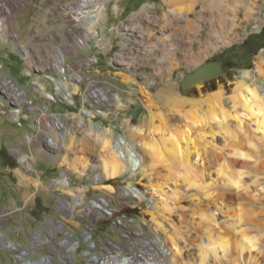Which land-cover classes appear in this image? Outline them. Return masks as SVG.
<instances>
[{
	"label": "rangeland",
	"instance_id": "obj_1",
	"mask_svg": "<svg viewBox=\"0 0 264 264\" xmlns=\"http://www.w3.org/2000/svg\"><path fill=\"white\" fill-rule=\"evenodd\" d=\"M83 1L0 0V6H4V9L0 7L4 33L0 51L8 54L7 58H1L4 65H0V100L6 104L7 112L14 109L11 96L19 102L30 100L32 106L29 119L22 125L12 123L8 113H0V233L6 236L3 243L13 241L25 249L30 247L35 231L41 228L45 218L53 217L63 221L65 228L71 227L70 241L81 239L86 225L96 227L90 232L95 246L82 241L71 252L79 259L74 264H94L85 255L86 251L92 256L103 255V241L98 240L102 232H107L122 249L100 264H172L168 250L172 245L171 236L180 251L174 255L175 264H264V123L258 128L254 116L246 114L240 106L233 109L227 103L229 116L224 123L234 129L239 119L242 130L238 140L248 156L235 153V139L217 122L197 126L193 141H198L196 133H203L205 152L196 163L195 183L184 179L180 166H166L169 164L166 154L155 165H148V156L137 144L139 137L131 132L136 125L149 128L147 95L169 123L179 127L184 123L183 117L167 104L166 96L199 99L220 89L229 94L239 78L264 88V78L244 77L246 70L253 73L256 56H264V0H253L251 16L244 6H235L237 3L232 2L227 8L226 22H213L216 30H224L223 36L227 33L231 41L216 48L205 44L209 41L210 21H202L200 32L196 29L198 36L203 37L202 44L198 46L194 40V48L188 54L182 50L185 40L182 20L178 26L171 13L164 14L158 9L154 14L157 26H166L169 18L175 27L174 40H171L174 51L170 59L163 61L153 51L145 50L150 49L148 32L152 25L143 12L145 4L161 6V0H107L105 13L96 22L94 31L88 28L83 11L92 10L95 5H78ZM216 14L222 15V12ZM191 19L196 20L197 14L191 15ZM135 25L144 32V38L136 36ZM72 33L77 40L88 36L87 43L77 45L79 42ZM57 50L63 52L64 58L54 65ZM216 60L225 63L228 71L223 81H206L187 90L181 88L180 81L186 73ZM74 85L78 86L76 93ZM103 91L106 105L95 102V94ZM102 106L109 113L106 120L87 115L89 108L97 110ZM190 107L186 104L182 110ZM58 130L64 136L57 139ZM69 131L76 136L71 149H67ZM107 136L112 141L126 140L138 151L142 158L137 162L135 174L128 170L132 166L129 163L115 177H95L100 170L94 167L103 155L100 138ZM81 147L93 167L90 165L83 175L71 169L77 183L51 189L47 185L50 178L58 176L62 169H70L68 163L80 153ZM63 155L65 161H61ZM217 157L239 160L243 172L239 184H232L219 172ZM192 158L197 159L194 154ZM141 167L157 183L156 196L148 190L149 176ZM28 178H38L40 184ZM101 178L104 181L96 187H86L87 181ZM105 184L114 186L115 191L104 188ZM129 185L143 192L144 198L139 201L131 192H125V186L129 190ZM57 197L71 204L69 210L63 206L65 214ZM101 198L118 209L114 215L127 214L135 219L126 238L124 233H119L120 228L107 230L111 219H105L101 208L104 205L99 203ZM154 201L157 206L152 205ZM131 210H135L134 214L127 212ZM43 226L52 230L53 238L46 246L31 249L27 260L35 261L57 247L58 233L52 223ZM45 229L41 231L42 238H45ZM242 233L254 237L256 245L238 251L234 240L241 238ZM219 236L229 243L214 248L211 242ZM15 251L0 245V264H22L23 259ZM149 251L158 254L156 262L150 258ZM54 253L62 256L63 250L55 248ZM57 261L60 262L55 258L54 262Z\"/></svg>",
	"mask_w": 264,
	"mask_h": 264
},
{
	"label": "bare ground",
	"instance_id": "obj_2",
	"mask_svg": "<svg viewBox=\"0 0 264 264\" xmlns=\"http://www.w3.org/2000/svg\"><path fill=\"white\" fill-rule=\"evenodd\" d=\"M105 1L107 0H84L82 3H78V5L82 7L84 6L86 7L89 4L95 5V7L92 10L83 11L84 15L88 18L87 26L91 31H94V26L96 22L105 13ZM161 1L163 3L161 6H156V5L153 6L154 4L153 5L145 4L143 6V12L146 15L145 17H147L150 20L149 23L152 25L150 26V32H148L151 39V45L149 47L150 49L149 50L145 49V50L153 51L155 54H157L159 56L158 59L159 61L170 59L171 52L174 51V44L171 42V40H174L173 35L175 34V31L173 29L175 27L170 24L171 19L169 18L167 19L168 24L166 26H161V27L157 26L158 19L157 16H155L154 14L158 9H162V11H164L163 12L164 14L167 12L171 13L173 15V18L175 19L174 24L176 25H178L179 20H182V31L184 30L182 33L185 38V40H183L184 43L182 45V48L184 47V49L182 50L185 51L187 54L193 50L194 40H196L197 42L196 44L198 46L202 44L203 37H201V35L198 36V30L200 32L201 22L205 20L210 21V23L208 24L209 41L205 43L203 39V42L205 44L207 45L209 44V46L216 48L220 44L221 45L227 44L231 41L230 36H228L227 33L223 36L224 30H222L221 28H220L221 31L216 30L217 28L213 24V22L214 21L219 23L226 22L227 18H229L227 11L229 9L227 8L228 6L231 5L232 2L237 3L235 6H240V5L244 6V9L249 16H251L254 13L253 0H161ZM0 7L4 9L3 5H1ZM220 12H222V15L216 14ZM148 13H152V14L148 15ZM194 14H197L196 20L191 19V15ZM85 25L82 27L85 28ZM133 29L134 30L136 29V36L144 38V32L138 28V25L133 26ZM196 29L198 30L196 31ZM3 34H4L3 22L2 20H0V38H3ZM89 34H91V32ZM87 39L88 36L87 37L82 36L81 41H78L79 43L77 45H80L82 43L83 44L87 43ZM58 53L59 56L55 55L58 58L54 60L55 61L54 65L57 62L61 63L60 62L61 59L64 58L63 57L64 55L61 51H59ZM244 77H250L252 79L264 78V56L262 55L256 56L255 68L253 70V73L250 72L249 70H246L244 73ZM76 78L80 79L79 77ZM205 81L207 80L200 81L199 83L194 85H189L187 86L186 90ZM190 82L191 81H188L187 84H190ZM66 84L68 85L69 82L67 81ZM73 87H74V93H76L78 86L74 85ZM102 98L103 99L105 98L104 94H102ZM166 101L167 104H170L173 107L175 113L183 117V122H184L183 124H181L179 127L172 126L169 123L168 118L161 111H158L157 105L155 101L151 98V96L147 95L146 106L148 108V113H149L148 114L149 128L148 130H146V128L143 125H136L131 129V132L135 137H139V139L137 140V144L139 145L140 149H142L145 152V154L148 156L149 158L148 165L151 166L155 165L156 162L158 163L159 161L163 160L166 154L169 162V164H167L166 166H170V167H173L174 165L180 166L184 173V179H186L187 182L190 183H195L197 180L196 171L198 166L196 163L198 162L199 159H201V155L205 152L201 140L204 136L203 133L197 131L199 133H196L195 136H197L198 141L197 143L193 141V139H195L193 138V132H195L197 126L203 124V122H209V123H212L211 121L217 122L219 126L225 127L224 128L225 131L228 132L235 139L233 144V147L236 151L235 153L243 154V156L244 155L248 156L249 155L248 151H246L243 148V146L239 144V140H238L240 138L239 136L240 130H242V126L239 123V119L237 121L238 125L234 129H231L228 123H224V120H227L229 116L227 103H231L232 104L231 107L233 109L236 108V106H240L245 111L246 114L250 116H254L258 128L263 126L264 123V88L255 85L253 82L252 83L247 82L243 78H239L235 82L234 87L232 88V91L229 94L225 93L222 89L208 92L199 99L182 98L173 94L171 96H166ZM120 104L122 105L121 102ZM120 104H118V106ZM186 104H190L191 107L188 108L187 110H182V107H184ZM0 105L5 107L6 104L0 100ZM13 108L14 109L12 112H15V105ZM235 117L238 118L239 115ZM60 133H62L61 130H58V132L56 133L57 139L59 138L60 135H62ZM68 133L70 138L67 149H71L73 147V142L75 141L76 136L71 131H69ZM112 140L113 139H111L110 136H107V138H100L103 155L99 158L98 165L94 167L100 170V172H98V174H96L95 177H99V175L101 177L103 176L108 178L115 177L116 175L123 172L126 169L127 165H129V163H131L130 165L132 166H136L137 162L140 161V158H142L137 154L138 151L132 146V144L130 145L128 142H126V140L123 139L116 141H112ZM190 146L193 148L192 150H190ZM83 149H84L83 147L79 148L80 153L71 157L68 163V167L70 169L82 175L86 172V170L90 167V165L92 166L93 164L92 162L90 163V161L88 160V156H86L83 153L84 152ZM192 154H194L197 157V159H195L194 161L192 158ZM65 160H66L65 155H63L61 161H65ZM215 163L219 172L227 176V179L231 181L232 184L240 183L243 172L239 167L238 159L233 158L229 160L228 158L221 159L217 157L215 158ZM141 170L143 171L144 174L149 176L147 188L155 195V193L158 192L157 183L152 181L150 172L148 173L145 167H141ZM28 179H31L30 181H32L36 185L40 184L38 178H34V179L28 178ZM131 186L132 185H129V190L126 189L127 188L126 186L124 188V191L128 193L131 192L132 194L135 195V197L138 198L139 201L142 200L144 198V193L135 190ZM104 188L112 192L115 191L114 186H112L111 184H105ZM153 197L154 196L150 197V199L152 200ZM155 201L152 204L153 206H157V202ZM69 204L64 203L63 206H66V208H68L69 210V208L71 207L70 206L71 204L70 205ZM91 212L92 210L89 211V213ZM57 226L60 227L61 224L58 223ZM159 230H161V226L156 228L157 235H159L157 233L159 232ZM47 235L48 236L51 235L50 230L47 231ZM5 237L6 236L4 234L0 233V245L3 246L4 248L17 250L18 252L17 251L15 252L19 253L18 256L21 258L24 256V254H27L29 252L28 249L23 248L17 242L7 241L8 243H3V239ZM240 237L241 238L234 240L235 247L238 249V251L256 245V239L254 237H251L246 233H242ZM169 238L171 239L172 245L171 248L169 247L170 249L168 250H169V254H171L172 264H175L176 260L174 255L176 253L179 254L180 251L179 249H177L176 241L172 239L173 237L171 236ZM39 242H40V234L39 231H36L31 241V248L33 249L35 245H37V243ZM228 243L229 242L226 240L223 241V237L220 236L216 240H214L213 243L211 242V244H214V248H217L219 246H226ZM117 248H118L117 244L116 246H110V254L107 257L108 259L111 257V254L117 251ZM62 250H63V255L61 256L62 262H60L59 264L70 263V262L72 263L73 257L69 253L68 249L67 250L62 249ZM152 252L153 254H157L156 251L155 252L149 251L150 256ZM36 263L38 262H34V263L31 262V264H36ZM43 263L54 264L53 262L49 261V258L48 261L47 258H45Z\"/></svg>",
	"mask_w": 264,
	"mask_h": 264
},
{
	"label": "built area",
	"instance_id": "obj_3",
	"mask_svg": "<svg viewBox=\"0 0 264 264\" xmlns=\"http://www.w3.org/2000/svg\"><path fill=\"white\" fill-rule=\"evenodd\" d=\"M71 35L73 36L74 39L77 40L76 35L74 33H72ZM77 41H81V40L78 39ZM59 51H61V50H57L56 51V55L57 56H59V53H58ZM7 56H8L7 53H3V52L0 51V65H4V63H3L1 58H7ZM90 60L92 61L91 58H90ZM102 94H104V92L103 93L98 92L97 94H95V96H97L95 102L102 103L103 105H106L105 103H106L107 98L105 97L103 99L102 98ZM11 102H15V112H7L6 109H4V106L0 105V113H2V114L8 113L9 117H10V121L12 123H16L18 125H22V123L24 121L29 119V114H30V111L32 109V106H30V100H28V102H19L18 100L15 99V96H11ZM108 114H109L108 111L103 106L100 107L97 110H94L93 108H89L88 111H87V115L89 117H96V118L99 117L103 121L106 120ZM136 160H137V157H136ZM138 167H139V164L138 165L136 164V166H129L128 170L132 171V174H135L136 173L135 171H137ZM41 173H43V172L41 171ZM41 173H40V175H41ZM103 181H104L103 178L98 179L97 181H87V183L85 185H86L87 188L96 187L97 184H99V183H101ZM76 183H77V180L74 179V176L72 175V170L71 169H62V170H60V173H59L58 176H53V177L50 178V181H48L47 185L51 189H54L56 186L57 187L58 186L59 187L69 186L71 184L74 185ZM57 201H58V204L62 207L63 213L65 214L66 207L64 206V208H65L64 209L63 205H64V203L69 204L70 202L68 200H66V199H59V198H58ZM99 203L104 205V207L101 206V208L104 209L105 219L106 220L107 219H111L109 225L106 226L107 230L109 229L110 232H112L113 228H120L119 229V233H124V238H126L127 237V233L130 234V226H131L130 224L133 223L135 221V219L133 217H131V216H128L127 214H116L115 213V215H114V212L115 211L117 212L118 209H116V208L113 209V207L110 206V204L108 203V201L106 199L101 198L99 200ZM49 222L52 223V227H53L54 231L56 233H58V235H57L58 239L55 241V244L57 245V247H55L56 249H68L69 253L72 255L71 252L72 251H76L81 246L82 241L83 242L89 241L91 243V245L95 246L94 242L91 240L92 234H90L91 231H93V230L95 231L96 230V227H94V225H86V228L82 232L81 239L80 238H76L74 241H70L71 236H73V234L71 232V227L68 226L67 228H65L64 227L65 223L63 221H61L60 219L54 220L53 217H50V219L49 218H45V220L41 224V228L37 230V231H39V234H41L42 229H45V226H43V225L46 224V223H49ZM58 223L61 224L60 227L57 226ZM47 231H49V230L45 229V232H46L45 238H42L41 235H40V242L37 243V245H35V247L38 246V247L42 248V247H44V246H46L47 244L50 243V241L53 238V232H52V230H50L51 235L48 236L47 235ZM98 240H99V242L103 241V245H101V247L103 249V255L101 257H99L98 255L97 256H92V255H90L91 253L88 252V251L85 252V255L88 256L90 261H92L94 264L105 263L108 255L110 254V246H116V240L112 239L107 232H102L101 233V237ZM26 249H28L29 252L27 254H24V256L22 257V259H23L22 264H31V262L32 263L38 262L36 264H45V263H43L45 258H47V261H48V258H49V261L53 262L54 264H59L60 262H62L61 254L56 255L54 253V249H52V252L49 251V252L43 253L39 257V259H37L35 261L27 260L26 256H28L32 252V250H31L32 249L31 248V242H30V247H28ZM121 249L122 248H117V254L119 253V251ZM17 255H19V253H17ZM157 256H158V254H153V252H152L150 258H152V260H154L156 262L158 260ZM17 257H19V256H17ZM72 257H73V262L72 263L70 262V263H62V264H74L76 261L79 260V259H75V257L73 255H72ZM19 258H21V257H19ZM55 258L59 259L60 262H58V261L54 262Z\"/></svg>",
	"mask_w": 264,
	"mask_h": 264
},
{
	"label": "water",
	"instance_id": "obj_4",
	"mask_svg": "<svg viewBox=\"0 0 264 264\" xmlns=\"http://www.w3.org/2000/svg\"><path fill=\"white\" fill-rule=\"evenodd\" d=\"M225 74V66L222 61H209L196 67L192 72L186 73L180 81V86L186 90L187 86L194 85L204 80H211ZM191 81L190 84H187Z\"/></svg>",
	"mask_w": 264,
	"mask_h": 264
},
{
	"label": "flooded vegetation",
	"instance_id": "obj_5",
	"mask_svg": "<svg viewBox=\"0 0 264 264\" xmlns=\"http://www.w3.org/2000/svg\"><path fill=\"white\" fill-rule=\"evenodd\" d=\"M224 66H225V63H224ZM226 67V66H225ZM228 75V71H227V69L225 70V74L224 75H220V76H218V77H216V78H213V79H211V80H208V81H213V80H215V81H219V80H221V81H223V78L225 77V76H227ZM207 81V82H208ZM206 82V81H205ZM204 83V82H203ZM203 83H200V84H198V85H201V84H203ZM221 84V83H220ZM198 85H196V86H198ZM193 87H195V86H193ZM192 88V87H191Z\"/></svg>",
	"mask_w": 264,
	"mask_h": 264
},
{
	"label": "trees",
	"instance_id": "obj_6",
	"mask_svg": "<svg viewBox=\"0 0 264 264\" xmlns=\"http://www.w3.org/2000/svg\"><path fill=\"white\" fill-rule=\"evenodd\" d=\"M128 213H133L134 214V212H135V210H131V211H127Z\"/></svg>",
	"mask_w": 264,
	"mask_h": 264
}]
</instances>
